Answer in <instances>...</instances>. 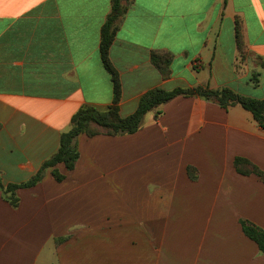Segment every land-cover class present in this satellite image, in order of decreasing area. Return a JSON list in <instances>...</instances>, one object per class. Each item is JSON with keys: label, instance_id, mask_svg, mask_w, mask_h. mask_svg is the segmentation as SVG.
I'll list each match as a JSON object with an SVG mask.
<instances>
[{"label": "crops", "instance_id": "0c3cea01", "mask_svg": "<svg viewBox=\"0 0 264 264\" xmlns=\"http://www.w3.org/2000/svg\"><path fill=\"white\" fill-rule=\"evenodd\" d=\"M110 11L111 0H0L4 185L38 173L78 109L112 103L99 55ZM152 51L173 55L168 79L151 65ZM109 58L123 118L156 87L263 99L264 0H131ZM76 144L74 168L54 167L61 182L46 170L17 190L15 207L0 192V264H264L240 225L264 230V183L234 168L242 158L264 173V129L240 105L177 97L147 113L134 134L79 135Z\"/></svg>", "mask_w": 264, "mask_h": 264}, {"label": "trees", "instance_id": "16d2710c", "mask_svg": "<svg viewBox=\"0 0 264 264\" xmlns=\"http://www.w3.org/2000/svg\"><path fill=\"white\" fill-rule=\"evenodd\" d=\"M131 0H111V11L107 16L100 30L99 55L102 66L110 76L112 83V103L103 111L94 106L85 105L78 109L71 117V128L69 131L62 133L59 140L58 150L47 160H45L38 173L29 181L23 184L4 185L0 178V192L13 207L17 206V190L29 188L36 185L43 178L44 172L51 169V173L57 182H61L64 176L59 174L54 167L63 164L67 171L74 168L78 160V151L76 139L79 135L94 137L100 134L106 136H123L136 133L143 127V120L147 113L156 110L161 105L177 97H200L206 101H211L223 109H228L234 105H240L244 110L251 113L256 123L264 129V98L254 99L235 93L229 88L211 90L208 86H197L189 89L175 88L164 90L162 88H151L147 90L139 99L137 108L131 115L121 117L119 114V102L121 99V82L118 71L112 65L109 58V50L114 41L115 34L118 30L119 23L124 17ZM234 35L236 48L240 58L243 60L247 57L241 26L237 18L234 20ZM173 55L168 52L152 51L150 53L151 65L159 72L162 79L170 77V65ZM258 65L264 68V60H259ZM259 74L254 72L250 81L254 86L258 85ZM156 111L155 118L160 115ZM234 168L241 175L253 174L264 183V173L249 161L236 158ZM190 178H195V169L187 168ZM240 225L244 235L253 241L259 251L264 254V230L252 225L251 223L241 220Z\"/></svg>", "mask_w": 264, "mask_h": 264}]
</instances>
